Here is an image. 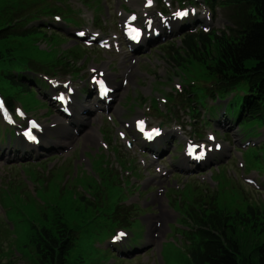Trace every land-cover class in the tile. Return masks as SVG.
Instances as JSON below:
<instances>
[{
  "label": "rangeland",
  "instance_id": "374dc122",
  "mask_svg": "<svg viewBox=\"0 0 264 264\" xmlns=\"http://www.w3.org/2000/svg\"><path fill=\"white\" fill-rule=\"evenodd\" d=\"M9 1L25 8L33 0ZM146 1L152 6L145 7ZM40 6H49L52 14H41ZM179 10L189 11L184 23L174 20ZM23 13L33 16L26 26L39 31L12 43L11 65L32 77V82L25 79L28 89L3 74L0 79V92L13 97L16 119L12 127L0 120V264H37L30 239L54 212L75 232L68 255L73 264H186L188 236L194 231L190 208L201 215L213 207L243 212L249 204L258 208L253 216L260 222L264 124L254 119L237 126L222 113L236 110L237 104L206 96L197 81L196 94L189 98H199V115L188 110L183 83L193 80L196 70L184 55L177 62L166 53L185 32L223 30L229 24L224 8L211 9L204 0H39ZM159 13L170 20L171 30L164 28ZM129 14L136 16V27L153 20L165 32L149 30L132 45L123 32ZM56 57L64 66L58 63L56 71H47L45 62ZM125 65L131 71L122 76ZM102 67L111 74L103 77L121 86L95 101L96 81L90 79ZM68 86L75 92L66 111L70 115L64 116L50 96ZM95 104L102 109L89 122L81 106ZM28 117L43 125L36 145L20 142L19 125ZM79 118L87 120L83 131L74 125ZM136 119L144 120L146 128L163 129L156 144L142 141L134 130ZM86 129L94 130L87 139ZM190 140L200 144L198 152L206 143L209 156L199 163L188 160ZM216 143L221 151L214 149ZM116 207L119 218H125L121 225L114 220ZM118 228L124 235H118Z\"/></svg>",
  "mask_w": 264,
  "mask_h": 264
},
{
  "label": "trees",
  "instance_id": "16d2710c",
  "mask_svg": "<svg viewBox=\"0 0 264 264\" xmlns=\"http://www.w3.org/2000/svg\"><path fill=\"white\" fill-rule=\"evenodd\" d=\"M37 2L39 0H33L25 8H18L20 1L12 6L9 0H0V79L3 75L9 77L22 90L28 89L25 79L29 75L11 65L15 57L12 43L36 36L39 30L26 26L33 16L23 13V9ZM205 2L212 9L216 6L224 8L229 24L221 31L186 32L177 45L170 44L166 48V53L175 61L177 57L183 59L184 55L192 67L189 69L196 70L194 79L185 83L189 88L183 86L184 104L189 110L195 109L199 98L189 96L196 94L193 88L197 81L204 86L206 96L216 97L219 102L226 100L227 104H237L236 110L225 111V115L238 126L254 119L264 124V0ZM37 10L48 15L53 12L49 6H40ZM59 62V57L46 61V70L56 71ZM60 65L64 66V63ZM1 94L12 108L13 97ZM195 114H198L197 109ZM247 206L248 212L237 207H213L209 213L202 211L201 215L191 213L190 208L187 215L194 231L191 230L188 236L190 248L186 264H264V212L260 222H256L259 217L253 216V210L258 208ZM118 212L116 207L114 220L121 225L125 218H119ZM46 218L49 223L36 227L30 239L37 264H73L68 255L74 246L75 232L58 212ZM241 231H246L247 235H242Z\"/></svg>",
  "mask_w": 264,
  "mask_h": 264
},
{
  "label": "bare ground",
  "instance_id": "6f19581e",
  "mask_svg": "<svg viewBox=\"0 0 264 264\" xmlns=\"http://www.w3.org/2000/svg\"><path fill=\"white\" fill-rule=\"evenodd\" d=\"M144 5L145 6H147V7H149V6H151V2L150 1H147V2H145L144 3ZM160 18H163V20H160V22L164 25L165 23H168V28L171 30L172 28H173V26L171 25V22H170V20H167V18L166 17H164V16H161ZM174 20H177V21H179L178 19H174ZM124 24L126 25V22H124ZM132 24V23H131ZM165 28V27H164ZM152 30V34L154 35V34H156L157 32H163L164 30H161V31H159L158 30V28H157V26H156V24H153V28L151 29ZM130 30L129 29H124V33L125 32H129ZM134 32L132 31L131 32V34H133ZM145 37H141V40L139 41V43L141 42V41H143V39H144ZM132 43L134 44V45H136V43H134V41L132 40ZM138 43V44H139ZM95 69V67L94 68H91V70H94ZM105 71L106 70V67H102V68H100V70H98V75H102V76H104L105 74L107 75V76H111V74H109V73H104L103 71ZM95 71V70H94ZM131 71V66H128V65H125V69H123L122 70V72H121V75L122 76H126V75H128V73ZM103 77H99V78H97L96 80H101ZM106 82L107 83H109V87H114V85H115V87H114V89L117 87V89L119 88V86H121L120 84L118 85V84H116V83H112V82H108L107 80H106ZM64 85H66L67 86V84H64ZM69 88H72L71 86H68V87H66V89H69ZM56 89V87L54 86L53 87V90H55ZM72 90H73V93L72 94H74V89L72 88ZM110 93V92H109ZM64 95H69L66 91L64 92ZM111 94H109L108 95V97L110 96ZM95 99H99L98 98V96H97V94H95L94 93V95H92ZM108 97H106V98H104V100L105 99H107ZM113 98H111L110 99V101L106 104V105H108L110 102H111V100H112ZM92 103H94V102H92ZM99 109H102L101 108V106H98V105H96L95 104V106L94 105H91V106H88V105H84V106H81V114H86V115H88L87 116V120H90L89 122H91V121H94L95 120V112H96V110H99ZM87 120L85 121V120H83L82 118H79V120L76 122V123H74V125H75V127H76V125L79 127V130L81 131H83L85 128H86V122H87ZM157 127H159V128H161L159 125H157ZM161 130L163 131V129L161 128ZM71 135L72 134H69L68 135V133L67 134H65V138H67V139H69V137H71ZM92 135H94V130L93 129H86L85 131H84V134H83V136H85V138L87 139L89 136H92ZM86 139H85V141H86ZM158 140V139H157ZM20 142L23 144V145H29V143H27L25 140H23L22 138H20ZM39 142H40V140H39ZM53 143H56V141L55 142H53ZM60 144L59 145H61L62 144V142H59ZM146 145H152V144H148V143H146V142H144ZM33 145V144H32ZM63 145V144H62ZM222 150V148H220V151ZM187 159L188 160H190V158H188L187 157ZM192 161H195V162H200L199 160H195V159H192Z\"/></svg>",
  "mask_w": 264,
  "mask_h": 264
}]
</instances>
